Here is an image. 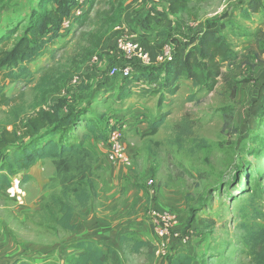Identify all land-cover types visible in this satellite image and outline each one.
<instances>
[{
  "label": "rangeland",
  "instance_id": "374dc122",
  "mask_svg": "<svg viewBox=\"0 0 264 264\" xmlns=\"http://www.w3.org/2000/svg\"><path fill=\"white\" fill-rule=\"evenodd\" d=\"M193 1L188 11L172 17L175 21L172 27L153 22L145 28L142 25L145 16L154 8L166 9L165 2L85 0L82 13L90 11L83 22L63 30L51 45L54 56H42L31 65L36 71L34 81L28 85L6 82L4 92L17 96L13 105L20 102L24 105L22 122L34 110L50 104L61 105L63 111L88 104L94 113H104L107 126L111 119L119 125L126 124L123 136L132 164L125 167L123 174L127 175L125 180L129 181L131 192L130 196H124L120 188L108 201L117 207L126 206L124 215L131 217L127 222H148L150 228L144 234L155 240L149 217L152 206L174 211L181 220L178 231L190 234L189 244L195 250L198 264H250L240 224L264 225V194L245 191L247 182L255 190L259 174L264 182V36L259 34L264 30V7L259 13L244 17L246 0ZM36 3L37 0H3L1 22L13 23L16 20L11 17L13 13L19 14L22 25L16 37L19 36L28 21L27 10ZM207 19L225 23L224 33L241 53L237 63L226 66L230 86L220 81L213 92L198 91L190 81L183 80L178 93L159 105V96L154 94L157 86L151 84L155 77L151 75L138 85L141 91L132 90L129 97L119 101L117 90L124 79L116 83L109 79L114 68L152 69L160 64L157 60L151 64L153 59L147 64L120 53L116 48L119 31L141 41L155 57L170 39H158V30L182 39L203 29ZM236 33L242 36L236 38ZM43 78L50 82L44 83ZM107 80L114 91L111 98L99 89ZM9 110L10 107L0 109V131L13 127L14 116ZM164 110L171 111L166 122L152 128L150 118ZM184 124L190 126L189 132L182 130ZM82 132L80 129L79 133ZM103 157L106 161V147L104 154L99 152V161ZM251 169L253 180L249 181ZM32 178L21 185L27 191L28 203L41 192L40 177ZM151 179L156 182L155 196H151L148 185ZM51 182L42 187L48 194ZM6 195L0 199V209H4L1 211L8 220L3 234L36 245H48L63 236L65 230L44 224L40 214L26 220L13 215L11 211L17 209L14 198L7 192ZM191 216L194 222L190 226ZM132 243L126 241L124 264H156L153 246L133 252ZM182 245L176 241L170 255ZM219 251L222 253L216 255Z\"/></svg>",
  "mask_w": 264,
  "mask_h": 264
},
{
  "label": "trees",
  "instance_id": "16d2710c",
  "mask_svg": "<svg viewBox=\"0 0 264 264\" xmlns=\"http://www.w3.org/2000/svg\"><path fill=\"white\" fill-rule=\"evenodd\" d=\"M162 1L166 3V9L154 8L143 19V27L147 28L153 22L172 27L175 23L172 17L188 11L194 3L193 0ZM201 1L203 0H197L198 3ZM2 2L0 0V6ZM75 6L76 0H37L36 6L27 10L28 21L17 37L22 25L19 14L13 13L11 17L16 19L13 23L10 21L0 24V109L10 107L9 112L14 116L11 121L13 127H5L0 132V199L12 187L14 177H19L22 185L32 178L29 170L38 161L51 159L55 167V179L51 182V190L39 217L44 224L65 231L75 228L76 217L86 219L88 216L85 209L90 206L97 193L99 151L88 144L87 140L91 137L95 142L106 145L111 131L110 122L108 126L104 124V113H94L88 104L68 111H63L59 104H50L43 109L34 110L22 122L20 114L24 112V105L22 102L13 105L17 96H9L4 91L6 82L28 85L34 81L36 71L32 70L31 65L42 56H54L55 49H51V45L62 34L63 21L73 14ZM263 7V0H246L242 13L244 17H249L252 13H259ZM2 11L5 12L4 9ZM89 11L75 17L71 28L81 24ZM225 28L226 24L220 20L207 19L203 29L182 39L166 30H158V39L170 38L165 43H172L174 46L172 58L152 69L133 66L129 78L109 75V79L114 81L124 79L117 97L120 100L129 97L134 91V80L142 83L151 75L155 77L151 84L157 86L158 91L154 94L159 96V105L168 96L178 93L182 78L189 80L198 91L213 92L220 81L230 86L232 82L226 66L237 63L241 59V53L224 33ZM259 34L264 36V30ZM235 36L239 38L242 34L236 33ZM43 82L50 81L43 78ZM108 82L109 80L99 88L105 95L113 94ZM170 114V110L159 112L150 118L149 125L152 128L162 126ZM80 129L83 130L82 134L79 133ZM189 129L187 124L182 126L185 132H189ZM262 147L264 151V141ZM248 177L249 181L253 180L252 169L249 170ZM256 182L255 190L247 182L245 191L264 194V182L260 174ZM193 222L194 218L191 216L189 225ZM240 228L243 230V244L250 264H264V225L243 222ZM122 240L133 242L131 250L134 252L153 246L155 254V242L131 236H122ZM73 246L83 251L73 255L68 264H122L120 252L111 244L103 245L93 239H81L73 243ZM221 253L219 251L216 255ZM14 264L33 263L31 258L26 257L18 258ZM167 264H194V257L185 253H172Z\"/></svg>",
  "mask_w": 264,
  "mask_h": 264
},
{
  "label": "crops",
  "instance_id": "0c3cea01",
  "mask_svg": "<svg viewBox=\"0 0 264 264\" xmlns=\"http://www.w3.org/2000/svg\"><path fill=\"white\" fill-rule=\"evenodd\" d=\"M1 23L0 20V24ZM157 52L155 53L157 54L155 57H153L154 54L152 55L151 53L152 59L154 60L151 64H156L155 60L159 55V52ZM183 80L189 81L182 78L180 80L181 83ZM118 81H114V83ZM134 82L133 89L137 93L138 91H141L137 88V85L140 84V82ZM102 93L104 94V91H102ZM106 97L111 98L112 94L106 95ZM122 100L119 101L122 102ZM165 100L168 101L169 99L166 98ZM140 110L143 111L142 109ZM87 143L104 154L105 144L103 142H95L89 137ZM1 158L2 155L0 154V160ZM97 165H101L102 167L98 169L96 196L93 198L90 206L85 209L88 216L86 219L76 217L74 219V223L76 224L75 228L71 231H63L64 234L62 237L56 238L54 241H51V243H48V245H36L35 243L32 244L31 242L24 241L19 237L14 238L12 236L9 237L8 234H3V230L8 228V220L6 214L1 211L4 209H0V264H14L18 258L26 257L31 258L33 264H68L73 255H78L83 251L81 248L73 246V243L81 239H93L103 245L111 244L120 252L122 264H124L126 240H122V236H131L154 243L155 239L144 234V232H147L150 228L148 222L142 220L133 224L127 222L131 217L126 218L124 215V209L126 206L124 208L121 205L117 207L113 201H108L112 199L111 195L120 188L123 190L124 196H127V194L130 196L131 191H129V189L131 186L129 181L125 180L127 175L123 174L125 167L107 160L105 161L104 157L97 163ZM29 173L32 175V179H38V177H40L39 183L41 186V192L30 203L27 202L26 198L23 204H19L13 199L17 209L16 211H11V213L17 215L21 220H26V217L39 215L42 212L44 201L48 196V192L42 187L47 182L55 179V167L53 161L51 159H42L29 170ZM25 192L26 197L27 191ZM129 199L131 198L129 197ZM160 201L163 202L164 200L161 199ZM170 201L174 203L172 198ZM172 205L173 204H169V206ZM131 246L132 244L130 245V250ZM42 250L44 251L38 252ZM141 250L143 251L144 248ZM178 253L192 255L194 257V264H198L192 244L180 246L175 250L174 254Z\"/></svg>",
  "mask_w": 264,
  "mask_h": 264
},
{
  "label": "built area",
  "instance_id": "2783aa9c",
  "mask_svg": "<svg viewBox=\"0 0 264 264\" xmlns=\"http://www.w3.org/2000/svg\"><path fill=\"white\" fill-rule=\"evenodd\" d=\"M85 0H76V6L73 14L63 21V29H70L73 25L75 17L82 14V5ZM117 50L131 58H135L140 62L151 63L152 55L148 48L139 40L129 35L128 33L119 31L116 38ZM174 52V46L172 43H165L161 48V53L157 56L156 60L160 63L165 62L172 58ZM133 66L125 67L122 70L114 68L110 75L112 77L129 78L132 74ZM111 131L109 133V139L106 147V158L109 162L115 163L120 166H131V158L127 153L126 144L124 141V130L127 125H119L114 119L110 121ZM151 188V196L157 194L156 182L154 179L149 180L148 183ZM9 197L14 198L19 204H23L25 200L26 192L21 187L19 177H14L13 185L7 190ZM153 205V204H152ZM149 217L153 223L155 231V258L156 264H167L170 256L171 248H175V242H181L184 245L190 243V234H182L178 231L181 220L179 215L172 210H166L152 206Z\"/></svg>",
  "mask_w": 264,
  "mask_h": 264
}]
</instances>
